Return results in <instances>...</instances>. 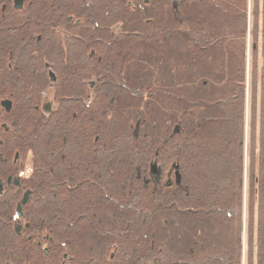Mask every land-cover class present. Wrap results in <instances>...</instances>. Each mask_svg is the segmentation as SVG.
<instances>
[{"label": "trees", "instance_id": "16d2710c", "mask_svg": "<svg viewBox=\"0 0 264 264\" xmlns=\"http://www.w3.org/2000/svg\"><path fill=\"white\" fill-rule=\"evenodd\" d=\"M5 98L0 264H264V0H0Z\"/></svg>", "mask_w": 264, "mask_h": 264}, {"label": "flooded vegetation", "instance_id": "af4514ba", "mask_svg": "<svg viewBox=\"0 0 264 264\" xmlns=\"http://www.w3.org/2000/svg\"><path fill=\"white\" fill-rule=\"evenodd\" d=\"M1 101H0V105H1V107H3ZM2 126L6 128V123H3ZM1 144H2V140L0 138V153L3 152V150L1 149ZM10 155L13 157V159L11 160L12 161V166L18 165V166H20L21 170L25 169L24 168V161L26 159H29V162H31L29 155L27 157H24V156H20V154H18L17 152L15 154L14 153L13 154L10 153ZM9 177H11V181L10 182L8 181ZM21 177L22 176H20V175L12 174V173L8 174L7 176L1 177L0 181H1V184H2V188L0 190V193L4 194L7 191L11 192V189H13L15 192H16V190H20L21 191L22 190L21 188L23 187L21 182H20V180H21L20 178ZM16 180L18 182H15ZM29 193L30 192L28 190H24L22 192V195H21V198H20L19 202L16 205V210H15V214H14L15 223L16 224H15L14 228H15V231L17 233L19 231L21 232V229L23 228V225H24V221L21 220V219H22V215L24 213L23 208L29 202Z\"/></svg>", "mask_w": 264, "mask_h": 264}, {"label": "water", "instance_id": "95a60500", "mask_svg": "<svg viewBox=\"0 0 264 264\" xmlns=\"http://www.w3.org/2000/svg\"><path fill=\"white\" fill-rule=\"evenodd\" d=\"M23 3H24V0H14V6L16 9H21L22 6H23ZM2 104L6 107L7 110H10L11 109V102L10 101H3ZM8 181L10 182L11 181V177L8 178ZM15 182H18L17 180ZM2 188V184H1V181H0V190Z\"/></svg>", "mask_w": 264, "mask_h": 264}, {"label": "rangeland", "instance_id": "374dc122", "mask_svg": "<svg viewBox=\"0 0 264 264\" xmlns=\"http://www.w3.org/2000/svg\"><path fill=\"white\" fill-rule=\"evenodd\" d=\"M248 67H249V64H248ZM12 157V156H11ZM30 165H31V162H29V159H26L25 161H24V170H21L20 169V166H18V165H15V167H17V168H14V171H15V173L17 174V175H20V176H24L25 174H27L28 173V171L26 170V169H28V167L30 168ZM23 188V187H22ZM21 188V189H22ZM22 192H23V190H21V192H20V196L22 195Z\"/></svg>", "mask_w": 264, "mask_h": 264}, {"label": "bare ground", "instance_id": "6f19581e", "mask_svg": "<svg viewBox=\"0 0 264 264\" xmlns=\"http://www.w3.org/2000/svg\"><path fill=\"white\" fill-rule=\"evenodd\" d=\"M23 7V6H22ZM52 74V73H51ZM53 75V74H52ZM54 78V77H53ZM86 79V78H85ZM84 84V83H83ZM5 100H7V101H10L11 102V104H13V102H12V100L11 99H9V98H5V99H3L2 101H1V103L3 102V101H5ZM2 106L5 108V110L6 111H10V110H7L6 109V107L2 104ZM11 108H12V105H11ZM177 130V129H176ZM27 157V156H26ZM46 252H48V250H46Z\"/></svg>", "mask_w": 264, "mask_h": 264}]
</instances>
